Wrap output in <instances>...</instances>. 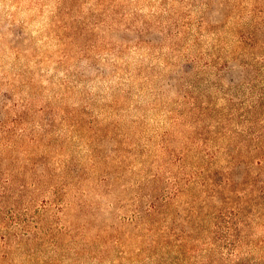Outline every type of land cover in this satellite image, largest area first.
<instances>
[{"label":"rangeland","instance_id":"rangeland-1","mask_svg":"<svg viewBox=\"0 0 264 264\" xmlns=\"http://www.w3.org/2000/svg\"><path fill=\"white\" fill-rule=\"evenodd\" d=\"M257 1L251 40L255 0H0V264H264L243 169L220 193L175 181L242 144Z\"/></svg>","mask_w":264,"mask_h":264},{"label":"trees","instance_id":"trees-1","mask_svg":"<svg viewBox=\"0 0 264 264\" xmlns=\"http://www.w3.org/2000/svg\"><path fill=\"white\" fill-rule=\"evenodd\" d=\"M244 1L239 0L240 5ZM253 6L255 8L248 10L250 18L248 26L244 27L248 28L250 34L247 37L251 40H254V31L262 26L261 15H259L262 12L260 9L262 4H259L255 0ZM242 29L237 30L235 34L238 36ZM255 49H258V47H255ZM254 50L249 55L254 53ZM253 68V72H255L254 80L264 86V81L258 80L260 70L256 67ZM253 86L256 87V85ZM262 106H264V88H261L258 93L254 94L246 102V106L243 108L244 112L240 114L244 119L242 121V130L246 135H239L242 136V144H240L239 148H231L230 146H223L222 148H195L194 163L191 165V171L184 170L182 182L181 178L175 177L176 184L180 185V187L184 186L182 192L186 193L194 188V186L204 193H208L209 191L215 193L224 192L228 190L226 186H230L235 176L238 175L237 173L243 169L245 171L243 174L245 182L255 184L254 188L264 195V112L261 111ZM232 111L231 116H235L237 108ZM229 131L231 138L238 137V134H235L232 130ZM189 150L186 148L183 151L184 158L182 157L181 159L186 163L183 169H187L190 163ZM137 197L141 198V196ZM257 197L264 200V198ZM206 261H213V259L209 257ZM198 264L203 263L199 262Z\"/></svg>","mask_w":264,"mask_h":264}]
</instances>
